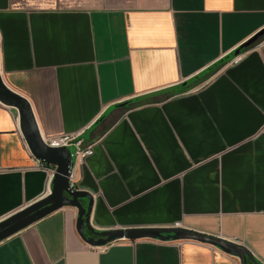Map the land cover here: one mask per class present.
Here are the masks:
<instances>
[{"label":"crops","instance_id":"crops-1","mask_svg":"<svg viewBox=\"0 0 264 264\" xmlns=\"http://www.w3.org/2000/svg\"><path fill=\"white\" fill-rule=\"evenodd\" d=\"M263 27L264 0H0L1 74L43 136L94 144L78 187L95 229L188 227L264 263V43L196 84ZM53 176L0 101V221ZM77 218L65 206L1 241L0 264H241L194 240L93 246Z\"/></svg>","mask_w":264,"mask_h":264},{"label":"water","instance_id":"water-1","mask_svg":"<svg viewBox=\"0 0 264 264\" xmlns=\"http://www.w3.org/2000/svg\"><path fill=\"white\" fill-rule=\"evenodd\" d=\"M263 36L264 27L237 47L234 54L240 55L242 48L250 47ZM0 101L18 110L21 130L31 153L39 160L55 166L50 193L0 221V242L60 208L73 206L78 209L77 230L81 237L93 246H106L121 239L194 240L216 246L226 253L239 257L241 264H264L243 243L188 227L95 229L90 223L94 202L92 195L81 189H73L69 184L70 169L75 162L72 147H51L45 143L30 101L6 84L1 68Z\"/></svg>","mask_w":264,"mask_h":264},{"label":"built area","instance_id":"built-area-1","mask_svg":"<svg viewBox=\"0 0 264 264\" xmlns=\"http://www.w3.org/2000/svg\"><path fill=\"white\" fill-rule=\"evenodd\" d=\"M264 43V39L258 43V46ZM241 59V54L233 57L226 64L230 63H238ZM225 64V65H226ZM83 132H73V133H65L61 135L54 136H43L45 143L51 147H63V146H71L73 150V155L75 157V162L70 169L69 174V184L73 189H79L78 184L81 177V172L83 166L87 163V159L94 153V144L86 143L84 138L82 137ZM37 167L44 169L48 173L55 172V167H50V164L43 162L36 158L33 155ZM238 242V241H237ZM105 247V246H100Z\"/></svg>","mask_w":264,"mask_h":264},{"label":"trees","instance_id":"trees-1","mask_svg":"<svg viewBox=\"0 0 264 264\" xmlns=\"http://www.w3.org/2000/svg\"><path fill=\"white\" fill-rule=\"evenodd\" d=\"M263 39H264V36H263L262 38H260L259 40H257L254 44H258V43H259L260 41H262ZM251 46H253V44H252ZM251 46L248 47V48H242L241 53L244 52L245 50L251 48ZM234 56H236V55H235L234 52H233V53H231L230 55H228L227 57H225V58H223L222 60H220L219 62H217L215 65H213V66L210 67L209 69H207V70L205 71L204 76H203L202 78H199V79L197 80L196 84L202 82L203 80H205L206 78L210 77L212 74H214L215 72H217V71H218V70H219L224 64H226L228 61H230ZM196 84H195V85H196ZM193 85H194V84H193ZM187 86H188V84L182 86V87H181V90H185ZM134 103H135V100H129V101H126V102H124V103H122V104L125 105L126 107H130V106H132Z\"/></svg>","mask_w":264,"mask_h":264},{"label":"rangeland","instance_id":"rangeland-1","mask_svg":"<svg viewBox=\"0 0 264 264\" xmlns=\"http://www.w3.org/2000/svg\"><path fill=\"white\" fill-rule=\"evenodd\" d=\"M255 45H257V44H253V46H251V47H254ZM224 65H225V64H224ZM224 65H223V66H224ZM223 66H222V67H223ZM206 79H207V78H206ZM206 79H205V80H206ZM203 81H204V80H203ZM203 81H202V82H203ZM194 85H195V84H194Z\"/></svg>","mask_w":264,"mask_h":264}]
</instances>
